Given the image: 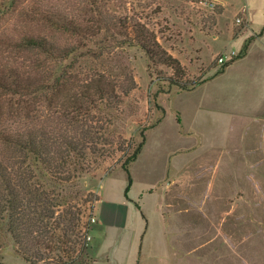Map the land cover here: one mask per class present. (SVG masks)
I'll list each match as a JSON object with an SVG mask.
<instances>
[{
    "label": "rangeland",
    "instance_id": "obj_1",
    "mask_svg": "<svg viewBox=\"0 0 264 264\" xmlns=\"http://www.w3.org/2000/svg\"><path fill=\"white\" fill-rule=\"evenodd\" d=\"M246 3L254 13L249 14ZM104 6L108 15L129 22L130 36L135 34L130 27L134 23L152 32L183 68L177 73L167 65L151 64L135 46L117 47L113 42L79 67L83 78L97 71L117 84V110L93 113L110 120L116 149L119 145L124 153L128 144L138 143L141 128L152 125L130 163L127 194L138 198L142 208L130 203V215L140 222L141 212L149 225L146 259L151 246L153 264H160L159 251L170 264H264V56L241 59L249 49L264 48V31L257 35L264 26V0H108ZM9 24L0 20V30ZM229 51L235 52L229 64L219 63L218 57ZM173 79L189 86L200 83L181 89ZM42 108L46 119L47 107ZM123 153L116 150L112 158L93 163L91 170L49 186L59 201H71L55 207V217L74 211L69 205L75 204L82 209L81 220L89 222L83 256L87 264L97 258L96 247L105 251L117 241L107 226L95 232L91 218L95 211L101 217L125 197ZM157 234L167 248L157 245ZM45 252L54 258L34 262L57 264L62 259L67 260L62 264H72L66 253ZM117 252L118 259L124 257ZM0 264L31 263L18 244L0 236Z\"/></svg>",
    "mask_w": 264,
    "mask_h": 264
},
{
    "label": "trees",
    "instance_id": "obj_2",
    "mask_svg": "<svg viewBox=\"0 0 264 264\" xmlns=\"http://www.w3.org/2000/svg\"><path fill=\"white\" fill-rule=\"evenodd\" d=\"M84 1L76 5L71 0H0V20L11 25L0 30V236L18 244L31 264L54 258L45 251L66 253L72 264H87L83 256L89 222L81 220L82 209L75 204L69 205L74 211L55 217V207L67 200L61 203L49 186L91 170L93 163L112 158L116 150L123 153L119 145L113 146L110 120L93 114L117 110V84L97 71L81 77V61L101 56L113 42L117 47L135 46L151 64L183 71L179 60L142 25L130 24L135 31L130 36L125 18L108 15V0ZM263 31L264 26L257 35ZM171 83L191 89L200 82ZM151 127L141 128L138 143L128 144L125 159L117 160L127 177L126 198L132 184L130 163Z\"/></svg>",
    "mask_w": 264,
    "mask_h": 264
},
{
    "label": "crops",
    "instance_id": "obj_3",
    "mask_svg": "<svg viewBox=\"0 0 264 264\" xmlns=\"http://www.w3.org/2000/svg\"><path fill=\"white\" fill-rule=\"evenodd\" d=\"M247 6L249 14H251V12L254 13V10H252L251 6L249 4H247ZM262 34L263 32L258 36H261ZM262 37L264 38V35ZM247 56H252L253 58L259 59L260 57L264 56V48L256 50L249 49L247 54H245L241 59ZM236 63L237 61L232 63L231 66ZM262 98H264V94ZM260 102L261 99L259 100V103ZM130 203H134L135 206L137 204L138 207L136 206V208H139L141 211L142 208L139 205L140 202L138 203V198L135 200L128 195V198L124 197L123 200H119L117 203L113 202L111 205H109L101 217L98 216V213L96 214V211L94 212L95 223L97 225L95 232L99 231L100 226H107L111 228L112 231L116 232L117 241L113 247L111 245L105 251L104 249L101 250L96 247L98 255H96L97 258L94 259L93 264H153L154 254L151 246L147 250V259L143 249L149 225H146L145 217L142 218L141 212H139L141 218L138 219L140 222H137L134 216L130 215ZM163 240L164 238L161 240L157 234L155 241L160 248L164 249L167 248V245L165 246L166 243ZM122 248H124V250ZM118 249L124 253V257L121 259H118ZM159 253L160 254L157 261L160 264H170L167 255H165L163 251H159Z\"/></svg>",
    "mask_w": 264,
    "mask_h": 264
},
{
    "label": "built area",
    "instance_id": "obj_4",
    "mask_svg": "<svg viewBox=\"0 0 264 264\" xmlns=\"http://www.w3.org/2000/svg\"><path fill=\"white\" fill-rule=\"evenodd\" d=\"M214 4L212 2L209 3V6L212 7ZM235 56V52L234 51H229L228 53L221 55L218 57V61L219 63L223 64L229 60H231L233 57ZM92 221H95V218L92 217L91 218Z\"/></svg>",
    "mask_w": 264,
    "mask_h": 264
}]
</instances>
